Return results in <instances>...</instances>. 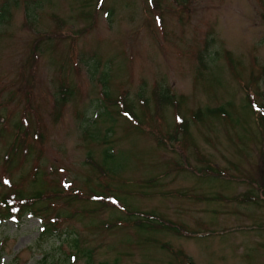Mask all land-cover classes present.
Returning a JSON list of instances; mask_svg holds the SVG:
<instances>
[{"label": "rangeland", "instance_id": "374dc122", "mask_svg": "<svg viewBox=\"0 0 264 264\" xmlns=\"http://www.w3.org/2000/svg\"><path fill=\"white\" fill-rule=\"evenodd\" d=\"M0 9V204L43 193L39 216L0 208V264H264V0Z\"/></svg>", "mask_w": 264, "mask_h": 264}, {"label": "trees", "instance_id": "16d2710c", "mask_svg": "<svg viewBox=\"0 0 264 264\" xmlns=\"http://www.w3.org/2000/svg\"><path fill=\"white\" fill-rule=\"evenodd\" d=\"M9 9V8H8ZM27 9L30 11V8L27 6ZM33 10V9H32ZM31 10V11H32ZM30 11V12H31ZM9 10H5V9H0V23H3L5 22L3 20V17H4V14H8ZM35 48V47H34ZM199 60H200V64L202 65L203 62H202V57L199 56ZM93 70L90 73V78L93 79L94 78V75L97 71V68H98V64L97 63H93ZM262 72L264 74V67L262 68ZM100 80H102L104 82V84H106L107 82V74L106 73H103L102 74V78H100ZM62 96L61 97V100L62 102H65L66 99L62 93ZM153 97L154 99L158 102V104L162 105L163 107H173V106H176V108L178 109L179 107V101L178 100H175V97L174 96H171L170 95V92L168 90V88L166 89H161L160 87L155 89L153 91ZM145 101V100H144ZM252 105V104H251ZM124 107H125V104H124ZM252 109L257 112L260 117H259V120H260V123L264 125V114L261 113V111H263L264 107L260 105V107H257L255 105H252ZM130 110L131 108H128L126 111H125V116L129 117L130 116ZM206 113V114H205ZM226 111L223 109V108H218V109H212V110H206V112H202V111H197L193 116L194 118L197 120V121H202L206 115H209V116H213V115H219V116H222V114H225ZM106 116V113L102 115V117H105ZM126 117V118H127ZM178 128L180 131H183L184 134L186 135L187 133V125H186V122H185V119L181 118L179 115H178ZM26 137V134L23 133V135L21 136L20 139H25ZM108 150H104V161L107 162V161H110L112 160V155L108 154L107 153ZM120 167V166H118ZM145 183H150L149 181L145 182ZM93 196H98V195H93ZM43 197V193L42 192H38L35 194V197H33L35 200H32V199H25V198H21L20 197V201L23 203V208H21V206H13L10 202H9V199H5V202L1 203L0 205V208H5L4 209V213H5V219H10V218H13L15 219L16 221H19V219L22 217L23 214H26L28 212H30L32 215H36V216H39V213L41 212L40 210V207H37L36 204H37V201H39L41 198ZM97 198H100L102 199V196H99ZM112 203V202H111ZM30 214V215H31ZM153 216V215H151ZM57 218L59 217H54V219H50L48 221H43V224L44 226L42 227V233L40 236L44 237H48L52 234L54 235H57L59 238L64 235L65 233H60V232H57L58 229H55L50 223H52V221H56ZM154 217H148L147 219L148 220H145L146 222H137V225L139 227H142L143 230H147L149 229L148 227H150V225H153L152 222H154ZM43 219V218H41ZM3 220V219H2ZM51 221V222H50ZM136 224V223H135ZM227 231H223V233H225ZM45 233V234H43ZM222 233V234H223ZM214 234V233H213ZM201 235V234H200ZM73 242H72V245L75 249H77L78 247V240H76V238H73ZM83 255L88 259L90 260L91 259V251L87 250L83 253ZM72 255L69 254V257L67 258V263L68 264H71L75 259L74 258H71ZM73 260V261H72ZM103 264H106V263H103ZM186 264H193V262L189 259L188 262H186Z\"/></svg>", "mask_w": 264, "mask_h": 264}]
</instances>
